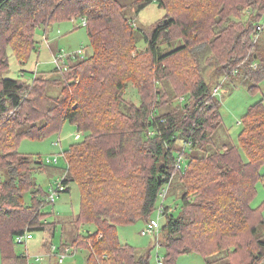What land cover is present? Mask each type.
<instances>
[{"label": "trees", "instance_id": "1", "mask_svg": "<svg viewBox=\"0 0 264 264\" xmlns=\"http://www.w3.org/2000/svg\"><path fill=\"white\" fill-rule=\"evenodd\" d=\"M154 2L166 15L147 36V48L138 51L136 22L127 10ZM79 17L87 20L92 55L68 63L67 70L56 68L61 78L4 77L10 51L24 63L36 50L38 27L48 30L53 21ZM262 20L264 0H0V168L8 175L0 181L1 263H23L18 235L47 232L44 247L51 250L57 224L47 222L48 194L34 181L45 162L18 148L25 138L60 133L69 121L84 138L66 151L63 192L77 182L81 202L73 220L78 235L61 252L87 247L86 264H150L151 251L138 255L121 240L119 227L148 224L164 207L165 264L188 253L203 254L206 264H261L264 202H252L264 183V99L240 119L238 145L217 148L221 103L201 59L227 77L243 69L249 92L256 93L264 81ZM169 67L177 71V97L169 102L178 107L161 113L168 104L162 83ZM130 82L140 105L125 100ZM55 86L60 92L52 95L48 89ZM176 176L183 191L177 213L163 203L158 208ZM88 225L95 230L81 233Z\"/></svg>", "mask_w": 264, "mask_h": 264}, {"label": "rangeland", "instance_id": "2", "mask_svg": "<svg viewBox=\"0 0 264 264\" xmlns=\"http://www.w3.org/2000/svg\"><path fill=\"white\" fill-rule=\"evenodd\" d=\"M121 1L123 3L129 2V0ZM127 15L132 17L136 22L137 50L144 51L147 48V36L151 37L153 26L165 17L166 10L160 7L157 2H154L139 11L137 7L130 6L128 7ZM261 24H264V20H262ZM34 38L36 41V50L29 54L24 63L12 51L9 52L10 69L4 73L5 78L22 79L28 82H32L36 77L41 76H47L51 79L61 78L63 74L54 71L57 68V64L54 61L55 52L56 55H71L65 59L67 63H74L93 54L88 31L83 25L81 17L70 21H53L48 30L44 26L38 27ZM259 40L261 44L260 53H262V58L264 59V32ZM176 44H178V41L175 42ZM79 50H81V53ZM201 70L210 90L221 103L220 110L223 124L215 134L216 147L220 148L223 144L238 145L237 138L242 129L240 119L252 105L264 99V81L260 84V90L252 94L249 92L251 85L245 80L243 69H240L239 72L236 71L233 77H227L222 74V71L219 73L217 67L209 66L207 59L203 58L201 59ZM163 73L169 76L162 83L163 92L167 93L166 101L168 104L160 106L159 112L161 113L172 112L178 107L176 106L177 103L170 104L169 102H173L177 97V91L175 89L177 71L173 67H169ZM215 89L218 92L217 94L214 93ZM48 92L52 95H57L60 92V87H49ZM182 92L179 95H182ZM181 97L177 100L182 99ZM125 100L126 102H133L137 105L141 104V97L135 83L130 82L127 84ZM78 133L82 134L79 139L76 138ZM83 138L84 133L79 132L74 124L67 121L60 133L53 134L45 140L25 138L21 141L18 148L21 153L33 155L34 158L41 156L45 162V170L36 172L34 174V181L37 185L36 189L41 188L48 194L49 201V196L57 188L58 183L66 178L68 167L65 157L66 151L69 150L72 144ZM48 158L52 160L58 158V162L47 163L46 160ZM261 173L264 175V166L261 169ZM7 178L8 175L6 172L0 168V181ZM178 179V176L173 179L171 188L168 191V197L164 198L161 196L158 202V208L163 203L165 206L173 208L176 213L179 212L180 206L178 208V205L181 203L183 191ZM70 187V192H61L56 195L55 201H50L43 209L47 213V222H56L57 224L55 236L52 238L51 250L49 251L44 247L45 241L50 239L49 233L42 231L32 232V239L18 244L16 247L18 254L25 255L22 264H86L90 249L78 246H72L71 253L60 262V254L66 251L63 250L61 252L60 246L63 243H72L79 232L73 220L80 211L81 190L77 182L71 183ZM32 192L30 191L25 194L27 203H30L33 198ZM263 202L264 183L259 182L258 195L252 202V205L256 207ZM162 208L164 209V207ZM152 217V219L158 221V212L154 213ZM159 222L161 225H164V215L159 219ZM146 225L145 222H138L135 225L119 227V236L124 243L134 246L138 255H144L151 251L150 264H159L157 252H159L162 261L165 260L166 254L165 247L160 244L162 234L161 236L159 234L143 236L141 232L145 229ZM87 230L94 231L95 226L88 225L84 229H81L80 232L86 234ZM260 234L263 235L264 240V224L260 226ZM38 257H41L39 262L36 261ZM0 264H2L1 252ZM177 264H206V259L203 254L188 253L180 256Z\"/></svg>", "mask_w": 264, "mask_h": 264}, {"label": "built area", "instance_id": "3", "mask_svg": "<svg viewBox=\"0 0 264 264\" xmlns=\"http://www.w3.org/2000/svg\"><path fill=\"white\" fill-rule=\"evenodd\" d=\"M82 20H83V25L84 26L87 25V20L85 18H82ZM79 51L81 53V50H79ZM70 56L71 55H69V54H58V55H56L54 61L57 64V68H59L60 70H67L68 69V63L66 62L65 59L67 57H70ZM256 68H257V65H254V69H256ZM81 136H82V134L78 133L76 135V138L79 139V138H81ZM179 161L182 162V160H179ZM46 162L50 163V164L54 163V162L56 163V162H58V158H56L55 160H52L51 158H48L46 160ZM178 167H180V165H178ZM64 190H65V185H64L63 181H60L58 183V185H57V188L55 190H53L52 195L49 196L50 201L54 202L55 199H56V195L60 194ZM163 215H164V209L160 208L159 213H158V221L157 220H152L150 223H148L146 225L145 229L142 230L141 234L143 236H148V235L154 236V235H157V234H159L161 236V234H162V225L160 224L159 219ZM32 238H33V235L31 233H26V234L18 235L16 237V241L21 244V243L26 242L27 240L32 239ZM71 247L72 246L68 247L64 253L60 254V262L63 261L64 258L71 253ZM157 258H158L159 264H165V260L162 261L160 259L159 252H157ZM40 260H41V257H38L36 259L37 262H39ZM261 264H264V259H263Z\"/></svg>", "mask_w": 264, "mask_h": 264}, {"label": "crops", "instance_id": "4", "mask_svg": "<svg viewBox=\"0 0 264 264\" xmlns=\"http://www.w3.org/2000/svg\"><path fill=\"white\" fill-rule=\"evenodd\" d=\"M59 53V52H58ZM55 54V56H56V52L54 53ZM66 173H67V171H66Z\"/></svg>", "mask_w": 264, "mask_h": 264}]
</instances>
